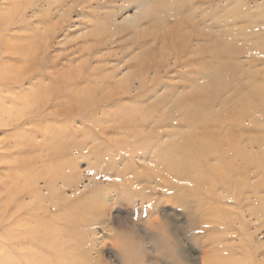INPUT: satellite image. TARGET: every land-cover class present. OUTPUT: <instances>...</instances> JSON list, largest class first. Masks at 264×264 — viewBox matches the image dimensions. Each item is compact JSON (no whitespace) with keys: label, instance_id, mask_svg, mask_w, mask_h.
Listing matches in <instances>:
<instances>
[{"label":"rangeland","instance_id":"obj_1","mask_svg":"<svg viewBox=\"0 0 264 264\" xmlns=\"http://www.w3.org/2000/svg\"><path fill=\"white\" fill-rule=\"evenodd\" d=\"M0 14V264H264V0Z\"/></svg>","mask_w":264,"mask_h":264},{"label":"bare ground","instance_id":"obj_2","mask_svg":"<svg viewBox=\"0 0 264 264\" xmlns=\"http://www.w3.org/2000/svg\"><path fill=\"white\" fill-rule=\"evenodd\" d=\"M139 1H140V0H139ZM54 2H55V1H54ZM64 2H65V1H64ZM188 2H189V1H188ZM50 4H51V3H50ZM65 4H66V3H65ZM61 5H63V3H62ZM12 6H14V5L12 4ZM63 6H64V5H63ZM163 7H165V6H163ZM158 8H159V7H157L156 9L158 10ZM177 8H178V7H177ZM201 8H202V7H201ZM159 9H160V8H159ZM166 9H167V7H166ZM203 9H204V8H203ZM15 10H17V9H15ZM169 11H170V10H169ZM9 12H10V11H9ZM14 12H15V11H14ZM159 12H160V11H159ZM170 12H171V11H170ZM197 12H198V11H197ZM20 13H21V12H20ZM172 13H173V12H172ZM198 13H199V12H198ZM18 14H19V13H18ZM163 14H164V13H163ZM176 14H177V13H176ZM0 15H1V14H0ZM199 15H200V13H199ZM203 15H204V14H203ZM1 16H2V15H1ZM5 16H6V15H5ZM5 16H3V17H5ZM11 16H12V15H11ZM201 16H202V15H201ZM17 17H18V16H17ZM8 18H9V17H8ZM163 18H164V16H163ZM172 18H173V17H172ZM187 18H188V17H187ZM14 19H15V18H14ZM191 19H192V18H191ZM170 20H171V19H170ZM194 20H195V19H194ZM197 20H198V19H197ZM179 21H180V20H179ZM188 22H189V21H188ZM194 22H195V21H194ZM158 23H159V22H158ZM158 23H157V24H158ZM191 23H193V21H192ZM8 24H9V23H8ZM195 24H196V23H195ZM171 25H172V24H171ZM175 25H176V24H175ZM179 25H180V24H179ZM187 25H189V24H187ZM189 26H190V25H189ZM22 27H23V26H22ZM182 27H183V26H182ZM190 27H191V26H190ZM183 28H184V27H183ZM196 28H197V26H196ZM49 29H51V28H49ZM184 30H185V28H184ZM47 31H48V30H47ZM176 31H177V30H176ZM179 31H180V30H179ZM189 31H190V30H189ZM198 31H199V30H198ZM34 33H35V32H34ZM52 33H53V32H52ZM96 33H97V32H96ZM185 33H186V32H185ZM187 33H189V32H187ZM48 34H49V33H48ZM89 34H90V33H89ZM98 34H99V33H98ZM98 34H97V36H98ZM173 34H174V33H173ZM191 34H192V33H191ZM191 34H190V35H191ZM171 36H172V35H171ZM183 36H184V35H183ZM211 36H212V35H211ZM37 37H39V36L37 35ZM187 37H188V36H187ZM209 37H210V36H209ZM168 38H170V37H168ZM190 38H191V37H190ZM192 38H193V37H192ZM34 39H36V38H34ZM98 39H99V38H98ZM165 39H166V38H165ZM193 39H194V38H193ZM195 39H196V38H195ZM154 40H155V39H154ZM210 40H211V39H210ZM37 41H38V40H37ZM98 41H99V40H98ZM164 41H165V40H164ZM167 41H168V40H167ZM172 41H173V40H172ZM211 41H212V40H211ZM29 42H30V41H29ZM169 43H170V42H169ZM45 44H46V43H45ZM100 44H102V43H100ZM199 44H200V43H199ZM167 45H168V44H167ZM170 45H171V43H170ZM196 45H197V44H196ZM6 46H7V45H6ZM200 46H201V45H200ZM24 47H25V46H24ZM100 47H101V45H100ZM144 47H145V46H144ZM166 47H167V46H166ZM40 48L42 49V46H41ZM45 48H46V47H45ZM82 48H83V47H82ZM89 48H90V47H89ZM142 48H143V47H142ZM170 48H171V46H170ZM170 48H169V50H170ZM186 48H187V47H186ZM17 49H18V46H17ZM172 49H173V48H172ZM197 49H198V48H197ZM86 50H87V49H86ZM143 50H144V49H143ZM192 50H193V49H192ZM30 51H31V50H30ZM8 52H9V51H8ZM10 52H11V51H10ZM80 52H81V51H80ZM89 52H90V51H89ZM157 52H158V51H157ZM169 52H170V51H169ZM173 52H174V51H173ZM178 52H179V51H178ZM41 53H42V51H41ZM90 53H91V52H90ZM10 54H11V53H10ZM164 54H165V53H164ZM168 54H169V53H168ZM39 55H40V54H39ZM156 55H157V54H156ZM16 56H17V55H16ZM162 56H163V55H162ZM169 56H170V55H169ZM172 56H173V55H172ZM156 57H157V56H156ZM161 58H162V57H161ZM170 59H171V58H170ZM184 59H185V58H184ZM159 60H160V59H159ZM179 60H180V62H181V59H179ZM151 61H152V60H151ZM178 62H179V61H178ZM36 64H37V63H36ZM53 64H54V63H53ZM150 64H151V63H150ZM150 64H149V65H150ZM26 67H27V66H26ZM83 67H84V66H83ZM169 67H170V66H169ZM176 67H177V66H176ZM72 68H73V67H72ZM163 68H164V67H163ZM26 69H28V68H26ZM169 69H171V68H169ZM89 70H90V69H89ZM151 71H152V70H150V72H151ZM160 71H161V70H160ZM160 71H156V72L159 73ZM163 71H164V70H163ZM116 72H117V71H116ZM26 73H27V72H26ZM41 73H43V72L41 71ZM23 74H25V73H23ZM146 74H147V73H146ZM165 74H166V73H165ZM71 75H72V74H71ZM81 75H82V74H81ZM85 75H86V74H85ZM149 75H150V74H149ZM20 76H21V75H20ZM64 76H65V75H64ZM83 76H84V75H83ZM83 76H82V77H83ZM15 77H16V76H15ZM74 77H75V76H74ZM84 77H85V76H84ZM6 78H7V77H6ZM10 78H11V77H10ZM16 78H17V77H16ZM23 78H24V77H23ZM67 79H68V78H67ZM71 79L73 80V78H71ZM74 79H75V78H74ZM20 80H22V79H20ZM36 81H37V80H36ZM66 81H67V80H65V82H66ZM73 81H74V80H73ZM127 81H129V80H127ZM130 81H131V79H130ZM133 81H134V80H133ZM141 81H142V80H141ZM74 82H75V81H74ZM142 82H143V81H142ZM66 83H67V82H66ZM127 83H128V82H127ZM19 84H20V83H19ZM19 84H18V85H19ZM58 84H60V83H58ZM67 84H68V83H67ZM70 84H71V83H70ZM70 84H69V85H70ZM128 84H129V83H128ZM100 85L102 86V84H100ZM54 87H55V86H54ZM69 87H70V86H69ZM60 89H61V88H60ZM98 89H99V88H98ZM71 90H72V89H71ZM79 90H80V89H79ZM95 91H96V90H95ZM124 91H125V90H124ZM127 91H128V90H127ZM58 92H59V91H58ZM85 93H86V92H85ZM57 94H58V93H57ZM57 94H55V95H57ZM94 94H95V93H94ZM97 94H99V93H97ZM53 95H54V94H53ZM96 96H97V95H96ZM102 96H103V95H102ZM114 96H115V95H114ZM53 97H54V96H53ZM97 97H98V96H97ZM85 98H86V97H85ZM95 98H96V97H95ZM112 98H113V97H112ZM13 99H14V98H13ZM103 99H105V98H103ZM95 100H97V99H95ZM98 100H100V99H98ZM47 101L49 102V100H47ZM110 101H111V100H110ZM45 102H46V101H45ZM52 102H53V101H52ZM105 102H107V101H105ZM46 103H47V102H46ZM46 103H45V104H46ZM41 104H42V103H41ZM51 104H52V103H51ZM99 105H100V104H99ZM45 106H46V105H45ZM94 107H95V106H94ZM96 107H98V106H96ZM188 107H189V106H188ZM14 108H15V107H14ZM83 108H84V107H83ZM42 109H44V108H42ZM42 109H40V110H42ZM74 109H75V108H74ZM95 109H96V108H95ZM1 111H2V110H1ZM57 112H58V111H57ZM66 112H67V111H66ZM18 113H19V112H18ZM39 113H40V112H39ZM94 113H95V111H94ZM6 114H8V113H6ZM9 114H10V113H9ZM12 114H13V113H12ZM26 114H27V113H26ZM24 115H25V114H24ZM10 116H11V114H10ZM193 116H194V115H193ZM235 116H236V115H235ZM195 117H196V116H195ZM13 118H14V117H13ZM17 118H18V117H17ZM234 118H235V117H234ZM19 119H20V118H19ZM121 121H123V120H121ZM26 122H27V121H26ZM135 122H136V121H135ZM13 123H14V122H13ZM133 124H134V123H133ZM206 131H207V130H206ZM207 132H208V131H207ZM222 132H223V131H222ZM213 136H214V135H213ZM11 137H12V136H11ZM4 138H5V137H4ZM8 138H9V137H8ZM223 138H224V137H223ZM6 140H7V139H6ZM223 140H224V139H223ZM2 141H5V140L3 139ZM2 143H3V142H2ZM30 143H31V142H30ZM30 143H29V145H30ZM223 143H224V142H223ZM33 144H35V143H33ZM35 145H37V144H35ZM186 145H187V144H186ZM220 145H221V144H220ZM220 145H219V146H220ZM221 146H222V145H221ZM33 147H34V146H33ZM13 148H14V147H13ZM257 148H258V147H257ZM31 149H32V148H31ZM258 149H259V148H258ZM258 149H256V150H258ZM17 150H18V149H17ZM32 150H33V149H32ZM218 150H219V149H218ZM8 151H9V150H8ZM205 151H206V150H205ZM50 152H51V151H50ZM52 152H53V151H52ZM219 152H220V151H219ZM6 153H8V152H6ZM221 153L223 154L222 151H221ZM32 156H34V155H32ZM32 156H31V158H32ZM218 156H220V155H218ZM230 157H231V155H230ZM21 158H22V157H21ZM219 159H220V158H219ZM224 159H226V158L224 157ZM226 160H227V159H226ZM226 160H225V161H226ZM234 161H235V160H234ZM239 161H240V160H239ZM18 164H19V163H18ZM18 164H17V165H18ZM27 164H28V163H27ZM238 164H239V163H238ZM241 164H242V163H241ZM228 167H229V166H228ZM215 168H216V167H215ZM233 168H234V167H233ZM229 169H230V168H229ZM234 170H235V169H234ZM231 172H232V170H231ZM234 174H235V173H234ZM251 175H252V174H251ZM231 176H232V175H231ZM242 176H243V175H242ZM55 177H56V176H55ZM232 177H233V176H232ZM249 177H250V175H249ZM233 180H235V179H233ZM47 182H48V181H47ZM219 182H220V181H219ZM49 183H50V182H49ZM221 183H222V182H221ZM47 184H48V183H47ZM50 185H51V184H50ZM229 185H231V184H229ZM47 186H48V185H47ZM226 187H228V185H227ZM229 187H230V186H229ZM232 187H233V186H232ZM0 189H1V188H0ZM13 190H14V189H13ZM3 192H4V191H3ZM10 192H11V191H10ZM19 192H20V191H19ZM205 192H206V191H205ZM226 192H227V191H226ZM6 193H7V191H6ZM224 193H225V192H224ZM15 194H16V192H15ZM204 194H206V193H204ZM207 194H208V193H207ZM207 194H206V195H207ZM211 194H213V193H211ZM211 194H210V195H211ZM251 194H252V193H251ZM8 195H9V194H8ZM206 195H205V196H206ZM213 195H214V194H213ZM244 195H245V194H244ZM39 196H40V195H39ZM207 196H208V195H207ZM211 196H212V195H211ZM216 196H217V195H216ZM216 196H215V197H216ZM226 196H227V195H226ZM6 197H7V196H6ZM6 197H5V198H6ZM12 197H13V196H12ZM14 197H15V196H14ZM36 197H37V195H36ZM218 197H219V196H218ZM235 197H236V196H235ZM8 198H9V197H8ZM222 198H223V197H222ZM226 198H227V197H226ZM254 198H255V197H254ZM2 199H3V197H2ZM224 199H225V198H223V200H224ZM233 199H234V198H233ZM236 199H237V198H236ZM242 199H243V198H242ZM249 199H250V198H249ZM4 200H5V199H4ZM10 200H11V199H10ZM237 200H239V199H237ZM240 200H241V198H240ZM219 201H220V200H219ZM224 201H225V200H224ZM234 201H235V200H234ZM247 201H248V200H247ZM6 202H7V201H6ZM221 202H222V201H221ZM240 202H241V201H240ZM240 202H239V203H240ZM244 202H246V201H244ZM234 203H235V202H234ZM3 205H4V204H3ZM6 205H7V204H6ZM223 205H224V204H223ZM237 205H238V204H237ZM13 206H15V205H13ZM13 206H12V207H13ZM19 206H20V205H19ZM241 206H242V204H241ZM7 207H8V206H7ZM12 207H11V208H12ZM16 208H17V207H16ZM21 208H22V207H21ZM23 208H24V207H23ZM23 208H22V209H23ZM238 208H239V207H238ZM7 209H8V208H7ZM7 209H6V210H7ZM236 209H237V208H236ZM236 209H235V210H236ZM4 210H5V209H4ZM15 210H16V209H15ZM15 210H14V211H15ZM18 210H19V209H18ZM18 210H17V211H18ZM30 210H33V209H30ZM35 210H36V209H35ZM14 211H13V212H14ZM39 211H40V210H39ZM39 211H38V212H39ZM240 211H241V209H240ZM13 212H12V213H13ZM18 212H19V211H18ZM23 212H24V211H23ZM32 212H34V211H32ZM32 212H30V213H32ZM0 213H1V212H0ZM7 214H8V213H7ZM32 214H33V213H32ZM236 214H237V213H236ZM238 214H239V213H238ZM247 214H248V213H247ZM23 215H24V214H23ZM242 215H243V214H242ZM254 215H255V214H254ZM0 216H1V215H0ZM25 216H26V215H25ZM25 216H24V218H25ZM34 216H35V214H34ZM237 216H239V215H237ZM246 216H247V215H246ZM5 217H6V215H5ZM5 217H4V218H5ZM31 217H32V216H31ZM251 217H252V216H251ZM210 218H211V217H210ZM239 218H240V217H239ZM257 218H258V217H257ZM12 219H13V218H12ZM15 219H17V218H15ZM15 219H14V220H15ZM33 219H34V218H33ZM33 219H32V220H33ZM208 219H209V217H208ZM212 219H213V218H212ZM233 219H234V218H233ZM249 219H250V218H249ZM251 219H253V218H251ZM9 220H10V219H9ZM9 220H8V221H9ZM28 220H29V219H28ZM215 220H216V219H215ZM217 220H218V219H217ZM235 220H236V219H235ZM263 220H264V218H263ZM258 221H259V220H258ZM260 221H262V220L260 219ZM260 221H259V222H260ZM31 222H32V221L30 220L29 223H31ZM255 222H256V221H255ZM259 222H258V223H259ZM5 223H6V222H5ZM18 223H19V221H18ZM35 223H36V222H35ZM214 223H216V222H214ZM258 223H256V224H258ZM260 223H261V222H260ZM13 224H14V223H13ZM37 225H38V224H37ZM208 225H209V224H208ZM254 225H255V224H254ZM263 226H264V225H263ZM24 228H25V227H24ZM27 228H29L28 225H27ZM260 228H261V227H260ZM16 229H17V228H16ZM22 229H23V228H22ZM251 229H252V228H251ZM20 231H21V229H20ZM22 231H23V230H22ZM257 231H258V230H257ZM240 232H241V231H240ZM262 232H263V231H262ZM41 233H42V232H40V235H41ZM238 233H239V232H238ZM242 233H243V232H242ZM263 233H264V232H263ZM252 234H253V233H252ZM246 235H247V234H246ZM18 236H19V235H18ZM248 236H249V235H248ZM252 236H253V235H252ZM254 236H255V235H254ZM258 236H259V235H258ZM21 237H22V236H21ZM36 237H37V236H36ZM52 237H53V235H52ZM244 237H245V236H244ZM50 238H51V237H50ZM249 238H250V236H249ZM10 239H11V238H10ZM51 239H52V238H51ZM8 240H9V239H8ZM15 241L17 242L16 239H15ZM15 241H14V242H15ZM18 241H19V240H18ZM260 241H261V240H259V242H260ZM24 242H25V241H24ZM253 242H254V241H253ZM38 245H39V244H38ZM42 246H43V245H42ZM249 246H250V245H249ZM15 247H16V246H15ZM238 247H239V246H238ZM13 248H14V247H13ZM232 248H233V247H232ZM228 249H229V248H228ZM238 249H239V248H238ZM249 250H250V249H249ZM249 250H248V251H249ZM252 250H254V249H251V252H253ZM20 251H21V250H20ZM22 251H23V250H22ZM26 251H27V250H26ZM26 251H25V252H26ZM226 251H228V250H226ZM229 251H230V250H229ZM231 251H233V250H231ZM238 251H239V250H238ZM248 251H247V252H248ZM27 252H28V251H27ZM234 252H235V251H234ZM251 252H249V253H251ZM235 253H236V252H235ZM258 253H259V252H258ZM24 254H26V253H24ZM238 254H239V253H238ZM241 254H242V253H241ZM246 255H247V254H246ZM36 256H37V255H36ZM242 256H243V255H241V257H242ZM244 256H245V253H244ZM253 256H254V255H253ZM212 257H213V256H212ZM247 257H249V256H247ZM254 257H256V256H254ZM242 258H243V257H242ZM205 259H206V257H205ZM259 259H260V258H259ZM212 260H213V259H212ZM243 260H244V259H242V261H243ZM257 260H258V259H257ZM26 262H27V261H26ZM203 262H204V261H203ZM247 263H248V262H247ZM256 263H257V262H256ZM32 264H33V263H32ZM213 264H214V263H213ZM248 264H249V263H248Z\"/></svg>","mask_w":264,"mask_h":264}]
</instances>
